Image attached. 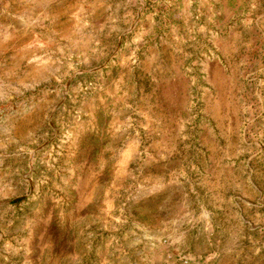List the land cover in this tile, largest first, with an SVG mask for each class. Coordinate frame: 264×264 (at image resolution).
<instances>
[{
  "label": "rangeland",
  "instance_id": "374dc122",
  "mask_svg": "<svg viewBox=\"0 0 264 264\" xmlns=\"http://www.w3.org/2000/svg\"><path fill=\"white\" fill-rule=\"evenodd\" d=\"M0 264H264V0H0Z\"/></svg>",
  "mask_w": 264,
  "mask_h": 264
}]
</instances>
